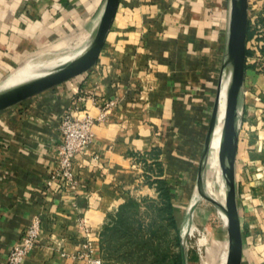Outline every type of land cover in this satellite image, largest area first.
<instances>
[{
    "label": "crops",
    "instance_id": "0c3cea01",
    "mask_svg": "<svg viewBox=\"0 0 264 264\" xmlns=\"http://www.w3.org/2000/svg\"><path fill=\"white\" fill-rule=\"evenodd\" d=\"M104 5L0 0V87L29 61L81 50ZM229 16L230 0H120L93 67L0 111V264L36 216L40 232L25 264H88L73 257L82 249L80 218L99 234L94 255L103 259L104 227L130 199H155V179L169 182L179 210L198 197L194 172L222 77ZM255 18L264 21V7ZM247 64L235 162L241 264H264V72ZM111 100L107 119L75 155V188L61 189L59 180L47 188L65 110L97 115ZM227 246L228 239L221 264Z\"/></svg>",
    "mask_w": 264,
    "mask_h": 264
},
{
    "label": "water",
    "instance_id": "95a60500",
    "mask_svg": "<svg viewBox=\"0 0 264 264\" xmlns=\"http://www.w3.org/2000/svg\"><path fill=\"white\" fill-rule=\"evenodd\" d=\"M120 0H105L101 17L86 47L76 56L47 67L42 73L25 81L0 87V111L35 94L52 88L93 67L98 60L106 36L117 12ZM249 27V0H230L227 44L224 52L222 77L217 90L210 123L205 136L197 169L198 197L193 202V212L199 199L208 200L220 213L227 232L226 264H241L243 254L242 230L237 202L235 162L238 146V107L245 79L247 59V34ZM224 98L221 119L218 157L224 178V203L206 190V171L209 149L219 118V106ZM183 251V264L187 255Z\"/></svg>",
    "mask_w": 264,
    "mask_h": 264
},
{
    "label": "built area",
    "instance_id": "2783aa9c",
    "mask_svg": "<svg viewBox=\"0 0 264 264\" xmlns=\"http://www.w3.org/2000/svg\"><path fill=\"white\" fill-rule=\"evenodd\" d=\"M262 6H264V0H249V21L253 23L252 26L255 28V32L251 38L252 44L250 45V40L247 41V48L251 50L253 58L249 60L248 56L246 64L249 61L255 63L257 68L264 72V27L255 18L257 10ZM77 98L83 99L84 97L78 93ZM114 104L115 102L113 100L105 103L100 107L97 115L91 114L88 108L83 109L71 106L65 110L59 123V132L62 141L58 146L57 164L45 180L47 188L51 187L57 180L60 181L61 189L75 188L78 182L74 173L75 155L80 152H85L87 145L93 138L94 125L107 119L110 108ZM79 226L83 236L82 249L73 257L83 259L88 264H102L103 259L94 255L96 249L93 242L99 239V234L92 231L88 221L83 217L79 219ZM195 231L198 236L204 235L203 230L199 228L195 230L193 228V223H189L184 228L181 246L186 255H189V251H192L201 258L203 256L202 245H200L199 240L191 241L195 237ZM39 232L40 218L36 216L24 230L20 239L9 248L7 264H25L26 256L34 247ZM57 245H60V243L57 242Z\"/></svg>",
    "mask_w": 264,
    "mask_h": 264
},
{
    "label": "trees",
    "instance_id": "16d2710c",
    "mask_svg": "<svg viewBox=\"0 0 264 264\" xmlns=\"http://www.w3.org/2000/svg\"><path fill=\"white\" fill-rule=\"evenodd\" d=\"M264 26V21H260ZM255 32L248 27L247 41ZM247 57L251 50L247 48ZM159 165V164H158ZM156 169L161 175V168ZM159 200L130 199L115 212L111 223L101 232L102 264H183V251L179 236V209L175 206L172 188L165 178L155 179ZM143 202L150 213L146 222L139 219L138 207ZM173 247H178L175 252ZM187 255V262H191Z\"/></svg>",
    "mask_w": 264,
    "mask_h": 264
},
{
    "label": "rangeland",
    "instance_id": "374dc122",
    "mask_svg": "<svg viewBox=\"0 0 264 264\" xmlns=\"http://www.w3.org/2000/svg\"><path fill=\"white\" fill-rule=\"evenodd\" d=\"M250 25L252 26L253 23L251 22ZM251 44H252V41L250 39V45ZM69 54H72V53H69ZM63 55H68V53H65V54H50L49 53V54L43 55L41 58L45 59L46 62H49V64L51 63L54 66L56 65L57 61L60 60L61 57L59 56H63ZM252 58L253 56L249 55V60H252ZM251 64H254L256 66L255 63H251L249 61V66ZM221 108L223 109V105L221 106ZM222 117L218 118V121L221 122ZM216 133H217V130H216ZM196 171L197 170L195 169V172H194L195 175H196ZM219 171H220L219 172L220 178L221 180L224 181L221 167H219ZM158 200H159V196L155 195V201H158ZM194 201H195L194 195L189 196L187 198V203L186 204L184 203L183 207H181V209L179 210L180 213L178 215V223H179L180 243H181V238L183 236L182 233H183L184 228L189 223H193V228H195V230L196 228H199L200 230H203L204 232V235L198 236L195 231V237L191 239L192 242H194V240L196 241L199 240L200 245H202V248H203V256L200 258L194 252L189 251L188 257L192 258L190 264H221L223 254L226 249L224 247V244L227 238H226V234H223V236L221 237V234L219 232L220 227L223 226V222L220 217V214L218 210L208 200L201 198L196 203L195 208L193 209V212L191 215L190 208ZM141 204L142 205L138 207L139 219L141 218L142 220H145L147 222L150 218V213L147 210H145V206L143 205L144 203L141 202ZM173 250L177 252L179 248L173 247Z\"/></svg>",
    "mask_w": 264,
    "mask_h": 264
},
{
    "label": "bare ground",
    "instance_id": "6f19581e",
    "mask_svg": "<svg viewBox=\"0 0 264 264\" xmlns=\"http://www.w3.org/2000/svg\"><path fill=\"white\" fill-rule=\"evenodd\" d=\"M86 45L81 50L72 53L71 55L65 56L64 58L61 57L60 62L76 56L86 47ZM52 66L53 65L51 63L49 64V62H46L45 59L36 58L35 60L27 62L25 65H23L22 67L18 68L15 72H13L5 82V85H11V84L19 83L21 81H25L35 75L42 73V71L47 67H52ZM222 105H223V109L221 108ZM223 113H224V98L221 99L220 102L219 118L223 116ZM220 129H221V122L218 121L215 127L212 143L208 153L207 171H206V190L211 196L217 198L218 200L224 203L225 200L224 181L221 180L220 178V174H219L220 163L218 157Z\"/></svg>",
    "mask_w": 264,
    "mask_h": 264
}]
</instances>
